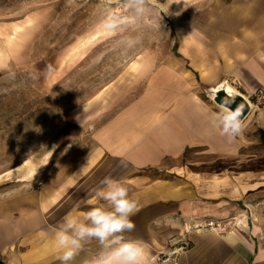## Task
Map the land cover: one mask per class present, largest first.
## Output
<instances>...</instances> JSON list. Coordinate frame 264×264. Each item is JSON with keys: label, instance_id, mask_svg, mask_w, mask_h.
I'll use <instances>...</instances> for the list:
<instances>
[{"label": "crops", "instance_id": "0c3cea01", "mask_svg": "<svg viewBox=\"0 0 264 264\" xmlns=\"http://www.w3.org/2000/svg\"><path fill=\"white\" fill-rule=\"evenodd\" d=\"M118 2L0 0V74L44 65L42 87L73 99L39 165L0 178L2 264H61L56 230L105 203L96 195L105 179L139 201L125 236L145 243V264H264V0H151L169 42L153 33L146 47L114 54L112 41L144 33L101 30ZM85 72L113 74L96 89ZM222 86L252 106L231 142L212 120L220 107L209 92ZM191 153L231 164L213 170ZM209 221L224 228H195ZM182 241L185 252L159 260ZM100 251L90 241L70 264Z\"/></svg>", "mask_w": 264, "mask_h": 264}, {"label": "clouds", "instance_id": "9594fccd", "mask_svg": "<svg viewBox=\"0 0 264 264\" xmlns=\"http://www.w3.org/2000/svg\"><path fill=\"white\" fill-rule=\"evenodd\" d=\"M152 14L151 0H119L115 8L111 5L106 8L99 26L105 33L118 34L135 29ZM139 43L138 34L124 35L119 41L125 51ZM232 103L234 99L222 103L212 117L214 125L229 142L240 136L245 128L243 105L233 110ZM102 184L96 195L105 203L89 210L84 221L66 218L56 230L55 241L62 252L61 264H70L84 245L93 240L99 243L101 251L91 264H145V243L125 236L135 227L131 217L138 211V199L124 182L105 179Z\"/></svg>", "mask_w": 264, "mask_h": 264}, {"label": "rangeland", "instance_id": "374dc122", "mask_svg": "<svg viewBox=\"0 0 264 264\" xmlns=\"http://www.w3.org/2000/svg\"><path fill=\"white\" fill-rule=\"evenodd\" d=\"M112 7L115 8V4ZM152 8L153 14L135 28L144 32L138 34L139 46L143 44V47H146L153 33L160 36L162 44L169 42L164 37L168 28L164 17L159 16L157 8ZM116 36L114 35L113 39ZM142 36H144L143 41ZM118 46V41H112L107 47V52H114ZM43 69L46 67L38 64L32 72L0 74V178L7 177L10 169L23 166L26 161L39 165L41 159L55 147L52 138L59 129L64 114L72 105L73 99L67 98L69 91L42 87L41 81L46 77ZM80 74L82 80L90 79L95 82L96 85L93 84V87L96 86L97 89L108 81L113 73H108L106 77L105 73ZM69 76L71 77L72 74L70 73ZM93 91V89L86 90V92ZM187 159L193 162L202 160L213 170L224 169L231 164L230 161L218 160L214 157L202 158L197 153H191Z\"/></svg>", "mask_w": 264, "mask_h": 264}, {"label": "water", "instance_id": "95a60500", "mask_svg": "<svg viewBox=\"0 0 264 264\" xmlns=\"http://www.w3.org/2000/svg\"><path fill=\"white\" fill-rule=\"evenodd\" d=\"M209 97L213 100V102L217 106H221L222 103L234 99V103L230 105V107L234 110L237 105H243V121L247 118V116L251 112V102L242 94L236 93L234 91H230L226 86H222L216 88L215 90H211L209 92ZM0 264L2 261L0 260Z\"/></svg>", "mask_w": 264, "mask_h": 264}, {"label": "built area", "instance_id": "2783aa9c", "mask_svg": "<svg viewBox=\"0 0 264 264\" xmlns=\"http://www.w3.org/2000/svg\"><path fill=\"white\" fill-rule=\"evenodd\" d=\"M195 228L200 229H213V230H221L224 228L223 222H214L209 221L205 224V226H196ZM190 247V242L182 241L180 244L172 247L167 253L163 254L160 257V261L162 263H169L172 262L175 258H177L181 253L185 252Z\"/></svg>", "mask_w": 264, "mask_h": 264}, {"label": "bare ground", "instance_id": "6f19581e", "mask_svg": "<svg viewBox=\"0 0 264 264\" xmlns=\"http://www.w3.org/2000/svg\"><path fill=\"white\" fill-rule=\"evenodd\" d=\"M230 91H233V90H231V89H229Z\"/></svg>", "mask_w": 264, "mask_h": 264}]
</instances>
